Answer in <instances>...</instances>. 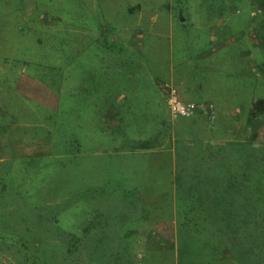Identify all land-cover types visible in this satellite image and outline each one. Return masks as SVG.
<instances>
[{
	"label": "rangeland",
	"instance_id": "rangeland-1",
	"mask_svg": "<svg viewBox=\"0 0 264 264\" xmlns=\"http://www.w3.org/2000/svg\"><path fill=\"white\" fill-rule=\"evenodd\" d=\"M260 100L264 0H0V264H264Z\"/></svg>",
	"mask_w": 264,
	"mask_h": 264
},
{
	"label": "built area",
	"instance_id": "built-area-1",
	"mask_svg": "<svg viewBox=\"0 0 264 264\" xmlns=\"http://www.w3.org/2000/svg\"><path fill=\"white\" fill-rule=\"evenodd\" d=\"M163 87L167 95V106L174 119L179 117L192 118L203 111H206L210 126L213 127V125H215L216 114L212 103L206 105H200L193 102L185 103L181 99L177 88L169 84H164Z\"/></svg>",
	"mask_w": 264,
	"mask_h": 264
},
{
	"label": "trees",
	"instance_id": "trees-1",
	"mask_svg": "<svg viewBox=\"0 0 264 264\" xmlns=\"http://www.w3.org/2000/svg\"><path fill=\"white\" fill-rule=\"evenodd\" d=\"M255 107L258 110H256L255 108H254V110H256L257 112H261V113L264 112V100H260V101L256 102L255 103ZM240 149H242V148H240ZM263 150H264L263 148L262 149H257V151L255 149V151H253V153L251 154L252 159L255 162H258V164L253 167L252 173H259V171H260V165H261L260 163L264 159V152H262ZM242 152H246V154H247V150L246 149H242L241 153ZM242 187H243V183H239L238 182L237 189L239 190ZM259 190H260V187H256L255 185L252 186V195L254 197V202L248 206L249 211L252 212V213H249V216L251 217V221H254V223H253L254 225H259L260 219L264 215L263 214V215L259 216L257 211H256V209H255V208H257V204H261L263 202L260 198H257V193L260 192ZM239 195L243 196V194H239ZM236 201L239 202V207L240 208H244L243 210H245V212L243 213L244 214L243 216L242 215H238L237 216V214H236V216H234V218H236V220L238 222H240V223L243 220V222L241 224L248 225L249 223H251L246 218L247 212H248V209H247L248 199L246 198L245 201H243V199L241 197H237Z\"/></svg>",
	"mask_w": 264,
	"mask_h": 264
},
{
	"label": "crops",
	"instance_id": "crops-1",
	"mask_svg": "<svg viewBox=\"0 0 264 264\" xmlns=\"http://www.w3.org/2000/svg\"><path fill=\"white\" fill-rule=\"evenodd\" d=\"M261 27H262V24H261ZM260 34H262L263 32L261 31V30H259L258 31ZM252 50H250V52H251ZM250 55H255L254 53L252 54V53H250ZM250 66H253L252 65V62L249 64ZM253 67H257L256 65H254ZM214 108H215V106H214ZM216 110V109H215ZM239 111V110H238ZM252 112H254V109H253V107H252ZM250 124H251V122H250Z\"/></svg>",
	"mask_w": 264,
	"mask_h": 264
}]
</instances>
